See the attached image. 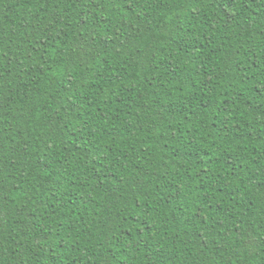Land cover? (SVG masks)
I'll return each instance as SVG.
<instances>
[{
	"label": "trees",
	"instance_id": "16d2710c",
	"mask_svg": "<svg viewBox=\"0 0 264 264\" xmlns=\"http://www.w3.org/2000/svg\"><path fill=\"white\" fill-rule=\"evenodd\" d=\"M0 264H264V0H0Z\"/></svg>",
	"mask_w": 264,
	"mask_h": 264
}]
</instances>
